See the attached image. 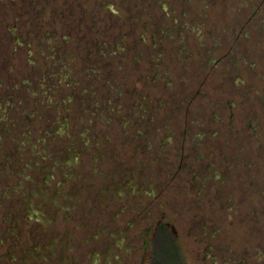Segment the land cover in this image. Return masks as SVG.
Listing matches in <instances>:
<instances>
[{"label": "rangeland", "instance_id": "374dc122", "mask_svg": "<svg viewBox=\"0 0 264 264\" xmlns=\"http://www.w3.org/2000/svg\"><path fill=\"white\" fill-rule=\"evenodd\" d=\"M261 159L264 0H0V264H208Z\"/></svg>", "mask_w": 264, "mask_h": 264}, {"label": "flooded vegetation", "instance_id": "af4514ba", "mask_svg": "<svg viewBox=\"0 0 264 264\" xmlns=\"http://www.w3.org/2000/svg\"><path fill=\"white\" fill-rule=\"evenodd\" d=\"M199 2V0H197ZM184 16V14L182 15ZM126 81V79H124ZM233 107V106H232ZM236 108V107H235ZM139 109L142 110V112L147 111L144 107L140 106ZM139 109L136 108V110L139 111ZM255 113V112H254ZM146 114H143V116ZM198 115V112H197ZM195 115V116H197ZM200 116V115H199ZM198 116V118H199ZM203 117V116H202ZM203 120V119H202ZM258 120V118H256ZM239 122V120H235V123ZM234 123V124H235ZM249 126V123H248ZM205 128V127H204ZM198 135V139L200 141H205L206 138L204 137V134L201 133V136ZM240 135L237 134L236 138L238 139ZM248 139V137H246ZM249 144V143H248ZM247 144V145H248ZM199 150L203 154V149L199 145ZM255 162H259L260 166L264 163L261 159L260 161L257 160ZM256 165V164H255ZM254 179L258 181L261 185L253 183L252 181L249 184V188H247L242 193L245 194L246 200H250L251 203H249L250 208H246L248 215L244 216L243 218H229L230 220H227V218L224 216L226 215V210H223L221 207L222 199L221 198H211L207 195H203V193L196 194V191L193 194H190L192 197H198L202 200V220L199 221L200 226H198L197 234L199 236V239L205 241V239H208L216 244L215 248L220 249L218 256L216 259L211 260L208 264H264V199H262V196L264 194V175L259 174V172H254ZM253 179V180H254ZM261 204L262 206L256 207L257 215L254 214L255 206H258ZM214 209L219 211L220 216L218 218H213V212ZM231 209V208H230ZM229 209V210H230ZM243 209V208H242ZM260 209L263 210V212L260 211ZM228 210V209H227ZM228 210V211H229ZM211 211H213L211 213ZM241 212L243 210H240ZM164 215L167 217L166 213ZM234 221V222H232ZM189 223V222H188ZM187 223V224H188ZM220 224L221 233L218 232V237H213L212 232H209L207 230L208 225L213 224ZM186 224V223H185ZM169 225L171 229L176 233V228L174 229V224L169 222ZM195 225V224H194ZM189 236L190 233H189ZM193 237L194 241H197V238L195 236ZM213 237V238H212ZM205 243V242H204ZM225 243L224 249H222V244ZM261 244V248L258 252V254H255V252L258 251L255 247L256 244ZM185 263H187L185 254H184ZM197 260L199 264H205L202 257L200 255H197Z\"/></svg>", "mask_w": 264, "mask_h": 264}, {"label": "trees", "instance_id": "16d2710c", "mask_svg": "<svg viewBox=\"0 0 264 264\" xmlns=\"http://www.w3.org/2000/svg\"><path fill=\"white\" fill-rule=\"evenodd\" d=\"M117 98H118L119 106L115 108V111L119 113L122 111L121 109L123 108V105L120 103V101L125 103V101L122 100V98H124V92L122 91L119 92ZM143 99L144 98H142L141 100ZM232 106L233 104L231 105V107ZM111 111L114 112L113 106L111 108ZM193 113L197 115L196 111H193ZM198 116H199V112L196 117ZM186 117L190 119L188 114H186ZM253 136H256V133H254ZM150 247H151L150 264H186L184 259V254L182 253V247L178 241L177 235L171 229L169 222H166L165 220L160 221L156 224L153 235L151 237Z\"/></svg>", "mask_w": 264, "mask_h": 264}]
</instances>
